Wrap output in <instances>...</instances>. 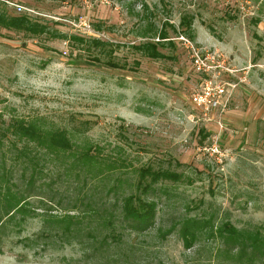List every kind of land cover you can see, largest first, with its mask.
Masks as SVG:
<instances>
[{
  "label": "rangeland",
  "instance_id": "374dc122",
  "mask_svg": "<svg viewBox=\"0 0 264 264\" xmlns=\"http://www.w3.org/2000/svg\"><path fill=\"white\" fill-rule=\"evenodd\" d=\"M0 9L45 27L38 35L0 27L1 170L13 167L18 180L21 150L32 147L44 161L39 194H54L64 206L77 194L71 175L48 187L51 174L66 172L73 157L43 156L12 135L8 124L21 118L123 160L121 171L98 183L103 195L115 181L136 192L141 166L180 176L151 183L156 189L143 196L157 202L150 229H119L95 259L76 241L24 245L23 238L40 233L44 217L68 211L37 208L31 198L28 213L0 233V264H251L225 252L219 231L229 223L264 234V0H0ZM180 35L235 70L220 76L235 85L222 129L189 101L202 76ZM145 42L164 57L146 56L139 50ZM213 144L218 152L209 150ZM185 217L204 225L189 248L178 232Z\"/></svg>",
  "mask_w": 264,
  "mask_h": 264
},
{
  "label": "trees",
  "instance_id": "16d2710c",
  "mask_svg": "<svg viewBox=\"0 0 264 264\" xmlns=\"http://www.w3.org/2000/svg\"><path fill=\"white\" fill-rule=\"evenodd\" d=\"M0 27L31 35H38L45 31V27L38 22H32L24 15H7L1 9ZM160 37L165 36L160 34ZM73 39L79 43L83 42L82 38L76 36ZM95 45L104 44L95 39ZM139 50L150 58L164 57L155 43L145 42ZM105 64L110 67H120L109 60ZM8 127L12 135L25 139L27 142H33L36 147L42 149L43 156L73 157L72 161L64 166L67 173L61 170L51 174L50 182L46 183L48 187L54 188L57 179L65 177L68 180L70 175L74 183L78 185L77 194L67 202L68 206L62 205V200L54 194L51 196L39 194L37 189L40 187L37 183L42 173L40 166L44 161L39 158L38 150L28 146L21 150L26 158L21 160L18 180H15L13 167L6 170L0 169V233L4 232L8 222L15 221L17 214H22L21 218H23L28 213L32 206L31 198L37 197L35 198L38 202L37 208L68 209L64 214L44 217L40 233L34 239L29 236L23 238L22 242L26 246L35 242L50 245L54 239H58L59 243L76 241L82 245L86 255H91L95 259V251L102 248L101 245L107 243L109 238L115 240L119 229L143 232L154 225L157 202L143 197L147 196L149 191L156 189L151 183L154 185L160 179L170 181L180 179V176L173 171L153 170L149 166H141L137 170L136 192L132 190L124 192V189L120 187L122 184L115 181L108 186L106 194L103 195L100 191L101 185L98 183H103L107 175L121 171L125 167L123 160L112 156H100L99 152H96L97 147L91 143L87 142L83 145L74 143L64 130H44L40 123L33 120L14 118ZM145 179L149 181L146 182ZM110 200L113 201L111 204L113 207L107 205ZM172 228L174 229V226ZM203 228L204 225H201L198 219L183 218L178 228L183 245L186 248L191 247ZM219 234L226 244L225 252L232 255V251H236L234 257L238 261L253 264L257 260L264 259V234L258 228L237 229L225 223Z\"/></svg>",
  "mask_w": 264,
  "mask_h": 264
},
{
  "label": "built area",
  "instance_id": "2783aa9c",
  "mask_svg": "<svg viewBox=\"0 0 264 264\" xmlns=\"http://www.w3.org/2000/svg\"><path fill=\"white\" fill-rule=\"evenodd\" d=\"M178 40L188 50L192 67L202 76L199 86L191 91L189 101L194 108L202 113L203 119L216 120L222 129L221 117L228 109L235 85L220 76L223 72L229 74L235 70L228 67L225 60H219L208 51H201L187 36L180 35ZM209 150L212 153L218 152L215 144Z\"/></svg>",
  "mask_w": 264,
  "mask_h": 264
},
{
  "label": "crops",
  "instance_id": "0c3cea01",
  "mask_svg": "<svg viewBox=\"0 0 264 264\" xmlns=\"http://www.w3.org/2000/svg\"><path fill=\"white\" fill-rule=\"evenodd\" d=\"M233 93H234V90H233ZM232 99H233V95H232V97H231V100H232ZM228 110H229V109H228ZM228 110H227V111H228Z\"/></svg>",
  "mask_w": 264,
  "mask_h": 264
}]
</instances>
